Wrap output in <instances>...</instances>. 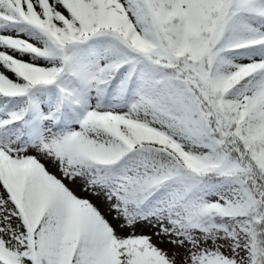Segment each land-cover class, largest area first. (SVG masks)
<instances>
[{
  "label": "snow or ice",
  "instance_id": "1",
  "mask_svg": "<svg viewBox=\"0 0 264 264\" xmlns=\"http://www.w3.org/2000/svg\"><path fill=\"white\" fill-rule=\"evenodd\" d=\"M0 264H264V0H0Z\"/></svg>",
  "mask_w": 264,
  "mask_h": 264
}]
</instances>
